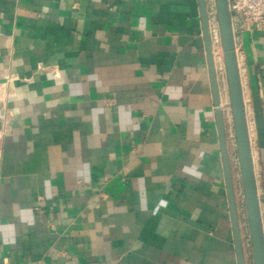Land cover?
Listing matches in <instances>:
<instances>
[{"label": "crops", "instance_id": "1", "mask_svg": "<svg viewBox=\"0 0 264 264\" xmlns=\"http://www.w3.org/2000/svg\"><path fill=\"white\" fill-rule=\"evenodd\" d=\"M234 38L264 232V30ZM5 83L0 264H239L198 0H0Z\"/></svg>", "mask_w": 264, "mask_h": 264}, {"label": "water", "instance_id": "2", "mask_svg": "<svg viewBox=\"0 0 264 264\" xmlns=\"http://www.w3.org/2000/svg\"><path fill=\"white\" fill-rule=\"evenodd\" d=\"M198 4L214 96V105L216 107V117L219 127L227 192L231 209V219L235 235V246L239 264H245L244 246L241 236L236 195L233 184L232 165L228 153L224 113L221 109L218 72L214 57L213 44L209 32L207 1L198 0ZM215 6L222 42L225 74L228 85L229 103L238 156L240 179L244 194L246 219L251 242L252 260L253 264H264V232L261 208L257 192V183L254 172L252 150L249 139L243 89L239 73L229 0H215Z\"/></svg>", "mask_w": 264, "mask_h": 264}, {"label": "built area", "instance_id": "3", "mask_svg": "<svg viewBox=\"0 0 264 264\" xmlns=\"http://www.w3.org/2000/svg\"><path fill=\"white\" fill-rule=\"evenodd\" d=\"M208 7L209 32L213 44V51L217 72L225 76V66L222 51L219 23L217 19L215 0H206ZM232 16L233 31H240L244 26H253L264 30V0H229ZM9 84L13 80L9 79ZM10 94L7 83L0 85V112L5 113ZM232 121V120H231ZM1 138V135H0ZM239 166V164H238Z\"/></svg>", "mask_w": 264, "mask_h": 264}, {"label": "rangeland", "instance_id": "4", "mask_svg": "<svg viewBox=\"0 0 264 264\" xmlns=\"http://www.w3.org/2000/svg\"><path fill=\"white\" fill-rule=\"evenodd\" d=\"M223 62H224V60H223ZM225 78H226V75H225ZM231 120H232V116H231ZM232 122V121H231ZM232 125H233V123H232Z\"/></svg>", "mask_w": 264, "mask_h": 264}]
</instances>
